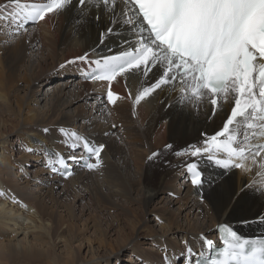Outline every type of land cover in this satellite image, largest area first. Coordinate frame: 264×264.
<instances>
[{
    "label": "snow or ice",
    "instance_id": "obj_1",
    "mask_svg": "<svg viewBox=\"0 0 264 264\" xmlns=\"http://www.w3.org/2000/svg\"><path fill=\"white\" fill-rule=\"evenodd\" d=\"M73 8L78 24L96 26L98 43L60 63L58 70L79 63L84 79L106 85L98 97L104 123L108 121L103 114L112 116L121 100L131 101L133 116L141 102L157 96L162 97L159 103L165 111L178 105L188 109L189 115L199 116L203 110L205 120L214 125L211 132L200 131L180 148L165 143L150 150L146 164L180 169L179 174L192 185V195L213 211V198L221 207L226 203L223 192L239 202L247 189L255 188L264 202V0H0V33L5 37L0 44L11 47L28 35L29 24L47 22ZM125 31L127 38L121 36ZM114 36L121 37L119 47L93 59V53ZM120 78H124L123 95L114 90ZM129 80L135 82L134 89L128 86ZM50 131L41 129L45 135ZM57 131L61 145L69 150L67 155L44 142L20 147L40 155L43 167L64 179L75 174L76 166L90 172L103 167L107 143L63 126ZM123 131L112 123L103 135L119 140L117 133ZM169 155L179 162L173 164ZM204 159L225 172L215 181L206 180L200 168ZM235 169L253 177L239 191L222 183ZM206 183L210 187L215 183L222 191L214 189L210 198L204 192ZM155 219L165 229L150 237L159 256L149 261L134 254L135 264H264V234L243 236L218 218L213 228L185 232L170 242L164 219ZM241 222L264 224V212L258 210L252 220L241 217ZM214 233L218 237L210 238Z\"/></svg>",
    "mask_w": 264,
    "mask_h": 264
},
{
    "label": "bare ground",
    "instance_id": "obj_2",
    "mask_svg": "<svg viewBox=\"0 0 264 264\" xmlns=\"http://www.w3.org/2000/svg\"><path fill=\"white\" fill-rule=\"evenodd\" d=\"M78 19L73 8L47 22L29 24L28 35L19 42H13L11 47L0 44V105L4 111L19 119L14 126L21 132V135L14 138L16 144L14 142L13 152L9 151L3 133H0V224L12 231L13 239L19 240L20 235L35 231V220L40 207V204L39 207L37 204L43 197L56 196L58 200L73 194L79 201L91 193L105 197L106 200L112 199L110 197H139L143 210L152 213L145 221L154 222L156 230L163 233L165 229L155 219L156 216L162 217L170 234V242L182 238L185 232L211 229L216 225L218 218L220 222H227L234 229L237 228L239 233L247 229L255 230L256 233H242L246 237L262 235L264 224L241 222V217L252 220L255 212H264V202L255 188L247 189L246 195L239 202L229 199L227 192H223V200L226 203L221 207L213 198V211L208 206L201 205L198 198L192 195V185L185 182L184 177L177 183L180 169L173 170L163 164L145 162L150 150L162 148L165 143H173L180 148L196 139L200 131L211 132L214 125L205 120L203 110L199 116L194 112L189 115L188 109L181 110L178 105L165 111L159 103L162 97L157 96L141 102L136 116H133L131 101L121 100L114 108L112 116L103 114L108 121L106 124L101 118L100 109L103 104L98 98L102 96L106 85L99 82L94 84L84 79L79 63L75 64L73 75H79L75 79L63 74L67 70L72 71L70 66L64 71L58 70L57 63L59 65L66 59L75 57L73 55H81L96 47L98 43L96 26H81L77 22ZM127 35L126 31L121 33L124 38H127ZM4 38L0 33V40ZM120 40L121 37L114 36L105 46L99 47L92 58L108 54V48H118ZM51 74L57 77L53 83H49L53 78ZM13 83L20 86L15 90L16 94L12 90ZM128 86L134 89L136 85L133 80H129ZM114 90L124 94V78L114 82ZM112 123L124 129L122 133H117L121 137L119 140L103 135ZM61 126L82 130L94 140L107 143L103 167L99 171L90 172L76 166L75 174L63 180L61 176L51 174L42 164L28 160L30 154L22 151L21 143L27 141L29 146H34L42 141L48 145H56L61 139L57 128ZM44 127L51 129L49 134L41 132ZM38 157L41 158L40 155ZM167 159L173 164L179 162L173 155H169ZM12 167L17 169L16 174L12 173ZM200 168L206 180L212 181L225 172L207 159L200 161ZM252 180L251 175L242 174L240 170L235 169L222 183L230 184L239 191L242 184H249ZM22 188L25 191H22ZM214 189L216 193L222 191L215 183L212 187L206 183L205 195L214 197ZM169 192H174L175 196L170 197ZM16 198H19V202H16ZM58 202L64 203L62 200ZM143 226L148 228L153 225L144 223ZM139 227L133 226V231L137 232ZM156 230L143 235L137 232V238H140L141 242L126 243L132 249V255L127 260L135 264L134 254L149 261L158 258V252L153 250L150 254V251H146L150 250L149 245L139 247V244H146L148 238L151 242L150 237L158 235ZM218 235L214 233L210 238L216 239ZM16 242L19 244V241ZM2 246L0 243V256L4 253ZM176 247L179 249L180 245L177 244ZM87 260L89 263L94 262ZM100 260L104 258L98 259L97 262Z\"/></svg>",
    "mask_w": 264,
    "mask_h": 264
},
{
    "label": "rangeland",
    "instance_id": "obj_3",
    "mask_svg": "<svg viewBox=\"0 0 264 264\" xmlns=\"http://www.w3.org/2000/svg\"><path fill=\"white\" fill-rule=\"evenodd\" d=\"M56 67H58V63ZM70 67L72 71L67 70L63 74L73 79L79 77V75H73L75 64L70 65ZM51 75L53 78L49 83H53L57 79L53 74ZM19 85H21V81ZM19 85L13 83L12 90L15 94L17 92L15 90L20 87ZM0 108L2 109H0V133H3L4 139L7 141L6 145H8L9 151L13 152L16 144L14 138L21 135L19 128L14 126L19 119L15 118L13 114L4 111L1 105ZM73 129L71 128L70 130ZM78 131L83 132L82 130ZM60 140L58 144L48 146L58 149L67 155L69 150L63 148ZM22 143L29 145L27 141ZM76 154L79 155V152L77 151ZM28 160L41 164V158L38 155L30 154ZM12 173H17L15 167H12ZM182 179L183 176L180 175L177 183ZM22 191H25V189ZM74 197L71 194L68 198L58 199L64 201V203L58 202L56 196H53V198L43 197V200L37 204L38 207L40 204V207L35 220L37 225L35 231L20 235L19 240L13 239L12 231L10 229L7 230L5 226L0 224V243H2L4 250V256H0V264H80L81 261L82 264H117V261L120 264H133V262L127 260L132 255V249L126 243L129 244L133 241H136L134 243H139L138 234L143 235L148 233V231L156 230L154 222L145 221L147 216L149 217L152 213L143 210L139 203L140 198L128 199L127 197L106 196L112 198L106 200L105 197L92 195L91 193L89 195L86 194L85 198L79 201ZM16 199V202H19V198ZM92 222H97L98 224L96 225ZM144 223L153 226L142 227ZM133 226L135 228L140 226L139 230H137L138 234L136 230L133 231ZM241 232L245 234L255 232V230L247 229ZM155 233L158 235L162 234L157 230ZM16 241H19V244ZM145 245L150 247V250L146 251H150V254L153 253L152 241L150 242L149 238L146 244H139V247ZM101 258H104V260L97 262ZM87 259L94 262L89 263Z\"/></svg>",
    "mask_w": 264,
    "mask_h": 264
}]
</instances>
